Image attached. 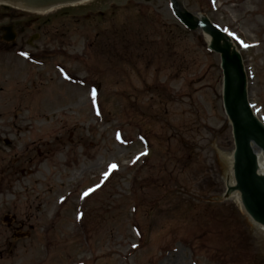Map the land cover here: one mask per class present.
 Instances as JSON below:
<instances>
[{
  "label": "rangeland",
  "instance_id": "rangeland-1",
  "mask_svg": "<svg viewBox=\"0 0 264 264\" xmlns=\"http://www.w3.org/2000/svg\"><path fill=\"white\" fill-rule=\"evenodd\" d=\"M181 2L236 37L264 113V0ZM84 5L0 6L1 26L41 18L39 63L0 50V264H264L226 195L220 56L168 0Z\"/></svg>",
  "mask_w": 264,
  "mask_h": 264
},
{
  "label": "water",
  "instance_id": "water-1",
  "mask_svg": "<svg viewBox=\"0 0 264 264\" xmlns=\"http://www.w3.org/2000/svg\"><path fill=\"white\" fill-rule=\"evenodd\" d=\"M79 1L82 0H0V4L41 11ZM170 2L179 21L189 30H201L203 33L200 31L199 34L210 37L209 49L220 55L224 109L232 126V137L234 136L235 151L234 156H231L232 189L242 193L241 195L239 192L242 205L253 219L252 224L264 227V126L256 119L249 105L242 57L233 48L231 39L207 17L190 13L181 0ZM219 96L222 100L221 94Z\"/></svg>",
  "mask_w": 264,
  "mask_h": 264
},
{
  "label": "flooded vegetation",
  "instance_id": "flooded-vegetation-1",
  "mask_svg": "<svg viewBox=\"0 0 264 264\" xmlns=\"http://www.w3.org/2000/svg\"><path fill=\"white\" fill-rule=\"evenodd\" d=\"M96 13L98 14L97 16L99 17V19L105 17L103 12L96 11ZM5 14L10 15L8 12H6ZM72 17L74 19H78L80 15H73ZM93 18L94 15L91 14V15H87L85 17V20L91 21ZM40 20H41L40 17H35L32 21L31 16L28 15V16H22L21 18H16L6 23L3 26L0 25V50L4 51V53L7 54H16V51H18L19 54H22L25 51L26 45L29 46L35 45L36 41L39 40L40 35H38V33H34L32 35H29L27 38L26 34L28 31H31L36 26V24H39ZM10 27H11V35L13 34L15 36L14 42L11 43L2 42L1 39L3 35V31L5 30V28H10ZM38 31H40V27H38ZM35 55L36 54L34 53L33 56Z\"/></svg>",
  "mask_w": 264,
  "mask_h": 264
},
{
  "label": "bare ground",
  "instance_id": "bare-ground-1",
  "mask_svg": "<svg viewBox=\"0 0 264 264\" xmlns=\"http://www.w3.org/2000/svg\"><path fill=\"white\" fill-rule=\"evenodd\" d=\"M91 0H82V2H90ZM55 9V8H54ZM53 8L52 9H48V10H41V11H39V12H43V13H46V12H50V11H52V10H54ZM56 9H58V8H56ZM201 16H203V15H201ZM206 38V40H207V42H209V38L210 37H208V36H206L205 37ZM233 44V43H232ZM233 48L235 49V51L237 52L238 50L236 49V47H235V45H233ZM239 52V51H238ZM228 163H229V165H230V171H229V183H228V185H229V197H232V198H235L236 199V201L238 202V204L240 205V207L242 208V210L244 211V212H246L247 214H248V212H247V210H244V208H243V205H242V201H241V198H240V194H239V191L238 190H233L232 189V166H231V158H229L228 159ZM249 215V214H248ZM250 216V215H249ZM250 219H251V217H250ZM251 221H252V219H251ZM257 226V225H256ZM257 227H259V228H261L263 231H264V227H261V226H257Z\"/></svg>",
  "mask_w": 264,
  "mask_h": 264
},
{
  "label": "snow or ice",
  "instance_id": "snow-or-ice-1",
  "mask_svg": "<svg viewBox=\"0 0 264 264\" xmlns=\"http://www.w3.org/2000/svg\"><path fill=\"white\" fill-rule=\"evenodd\" d=\"M233 38L235 39L236 37L235 36H233ZM241 44L243 45V42H241ZM244 47H247V45H243ZM65 78H67V77H65ZM93 96H95V93L93 92ZM113 169L116 167L115 165H112L111 166ZM89 191H91V190H89ZM89 193L88 192H86L84 195L85 196H87ZM79 218V217H78ZM133 247H136L135 245H133Z\"/></svg>",
  "mask_w": 264,
  "mask_h": 264
}]
</instances>
